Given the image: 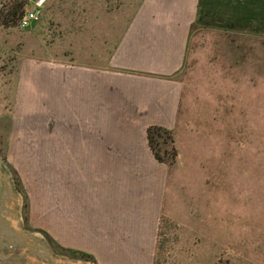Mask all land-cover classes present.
Listing matches in <instances>:
<instances>
[{"label": "crops", "instance_id": "0c3cea01", "mask_svg": "<svg viewBox=\"0 0 264 264\" xmlns=\"http://www.w3.org/2000/svg\"><path fill=\"white\" fill-rule=\"evenodd\" d=\"M117 18L102 21L109 25L102 35L111 33L101 51L88 40L85 55L76 54L81 59L44 69L38 87L22 81L19 104L28 103V92L38 93L45 115L39 118L48 121L47 138L35 142L55 155L56 231L71 233L66 246L96 264L130 262L131 256L151 264L161 218L174 219L164 212L174 190H184L196 171L206 183L220 145L238 150L240 138H249L248 157L256 138L264 142V128L254 138L252 120L264 116V0H141L129 20ZM193 28L217 31L218 42L194 53ZM150 126L171 132L173 165L154 158ZM5 166L0 158L1 176ZM12 215L0 207L1 232L10 231V220L21 231V216L14 221ZM112 248L119 249L114 261L106 259ZM127 248L140 249V259L138 252L125 256L120 249Z\"/></svg>", "mask_w": 264, "mask_h": 264}, {"label": "rangeland", "instance_id": "374dc122", "mask_svg": "<svg viewBox=\"0 0 264 264\" xmlns=\"http://www.w3.org/2000/svg\"><path fill=\"white\" fill-rule=\"evenodd\" d=\"M19 1H23V9L27 7L24 0H0V17ZM140 2L47 0L41 18L28 29H20L17 24L4 26L0 22V158L5 159L7 167L6 171L3 170L4 176L0 175V199H3L0 207L9 209L14 221L19 214L23 230V233L15 230L16 222L10 220L7 222L10 231H0V264H54L47 263L44 257L63 255L53 252L38 231L47 233L61 248L78 250L66 246L72 242L70 232L56 231L60 230V224L55 215V155L53 151L44 150L49 146L35 142L47 138L45 128L48 121L39 118L45 115L39 114L44 110L39 109L38 93L28 92V103L19 104L21 82L26 80L38 87L44 69L56 64H73L81 59L88 40L98 44L101 51L102 40L111 33L102 35L109 26L102 23L103 19L110 21V17H121L129 20ZM121 18L116 21H122ZM193 29L190 48L195 49L194 53L198 52L196 49H209L212 42H218L217 31ZM77 53L82 56L77 58ZM253 115L255 138L264 128V116ZM262 138H256L248 157L244 148L252 144L249 138H240V150L231 146L227 151L220 145L215 161L217 167L206 169V183L204 177L194 171L196 169L188 168L187 172L194 171L196 176L190 177L187 183L183 182L186 184L184 190L179 187L174 190L170 199L174 208L169 201L165 203L164 212L174 219L161 218L151 264H264ZM216 141L218 143V138ZM188 155L189 151L184 155L185 162L189 161ZM10 168L17 172L27 196V227L23 220L24 199L14 189ZM188 206L192 209L190 215ZM118 250L108 249L106 259L114 261ZM120 250L122 253L126 250L125 256L138 252L136 257L140 259V249ZM131 257L130 262L126 260L120 264H138Z\"/></svg>", "mask_w": 264, "mask_h": 264}, {"label": "trees", "instance_id": "16d2710c", "mask_svg": "<svg viewBox=\"0 0 264 264\" xmlns=\"http://www.w3.org/2000/svg\"><path fill=\"white\" fill-rule=\"evenodd\" d=\"M23 1H19L17 3H14L10 6L8 9L9 11L5 13L4 15H1L0 22L4 26H13L17 24V20L19 16L21 15L23 11ZM146 137L148 141V145L150 147V150L154 156V158L160 162L164 163L168 166H171L175 163V160L177 158V150L174 146V141L172 134L169 130H166L163 127L160 126H150L146 130ZM2 161L5 163V159L2 158ZM10 172L12 174L13 182L15 185V189L18 193H20L24 199L23 204V220H24V226L27 227V196L25 192L22 190L21 181L18 177V174L16 171L10 168ZM40 232L44 238L49 243L51 249L53 252L58 253L63 256L70 257L72 259H79L82 261H89L92 263H95L94 258L89 255L85 254L83 252L79 251H70L69 249L61 248L58 245L54 243V241L51 239V237L45 233L44 231H38Z\"/></svg>", "mask_w": 264, "mask_h": 264}, {"label": "built area", "instance_id": "2783aa9c", "mask_svg": "<svg viewBox=\"0 0 264 264\" xmlns=\"http://www.w3.org/2000/svg\"><path fill=\"white\" fill-rule=\"evenodd\" d=\"M27 7H24L17 20L20 29H28L35 24L42 15L47 0H24Z\"/></svg>", "mask_w": 264, "mask_h": 264}]
</instances>
